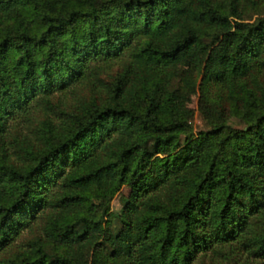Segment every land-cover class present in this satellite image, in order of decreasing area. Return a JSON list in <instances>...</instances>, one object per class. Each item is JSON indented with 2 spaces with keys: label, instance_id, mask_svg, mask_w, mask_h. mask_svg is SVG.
Here are the masks:
<instances>
[{
  "label": "trees",
  "instance_id": "obj_1",
  "mask_svg": "<svg viewBox=\"0 0 264 264\" xmlns=\"http://www.w3.org/2000/svg\"><path fill=\"white\" fill-rule=\"evenodd\" d=\"M0 264H264V0H0Z\"/></svg>",
  "mask_w": 264,
  "mask_h": 264
},
{
  "label": "rangeland",
  "instance_id": "obj_2",
  "mask_svg": "<svg viewBox=\"0 0 264 264\" xmlns=\"http://www.w3.org/2000/svg\"><path fill=\"white\" fill-rule=\"evenodd\" d=\"M69 97V96H68ZM55 99V98H53ZM183 99L185 101V104L188 108H190L193 111V117L191 120L192 128L195 133L202 130H207L209 126L207 125L206 121L203 119L202 115L200 114L198 110V101H199V91L198 88H189L186 89L183 93ZM35 119H40L41 115L40 113L35 114ZM229 125H231L235 129H243L244 123L240 118L237 117H231L228 120ZM89 189L94 192L96 189V185L94 183L90 184ZM129 187L123 186L119 193L113 198L111 201V211L113 213H117L123 203V197L128 193ZM30 237L29 233H24L22 237L20 236L19 240H26Z\"/></svg>",
  "mask_w": 264,
  "mask_h": 264
}]
</instances>
